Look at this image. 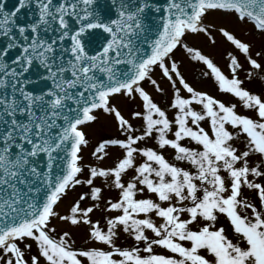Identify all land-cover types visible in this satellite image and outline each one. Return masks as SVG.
I'll return each mask as SVG.
<instances>
[{
	"label": "snow or ice",
	"instance_id": "1",
	"mask_svg": "<svg viewBox=\"0 0 264 264\" xmlns=\"http://www.w3.org/2000/svg\"><path fill=\"white\" fill-rule=\"evenodd\" d=\"M213 14L264 38V0H0V264H264V83L240 77L264 73V45ZM213 29L244 57L229 74L187 43ZM102 115L116 135L86 158Z\"/></svg>",
	"mask_w": 264,
	"mask_h": 264
},
{
	"label": "rangeland",
	"instance_id": "2",
	"mask_svg": "<svg viewBox=\"0 0 264 264\" xmlns=\"http://www.w3.org/2000/svg\"><path fill=\"white\" fill-rule=\"evenodd\" d=\"M210 20L215 21L217 24L226 23L229 30L233 31L238 38H241L245 41H253V51L258 50L262 45H264V38L258 35H253L249 32L250 25H241L234 18L229 17L227 20L222 21L218 14H213L209 17ZM213 36L214 39L209 38L206 34H199L196 36H189L187 39V43L189 46L199 48L204 54H207L214 60L215 63L226 73L229 74L228 68V57L227 53L229 51L236 53L234 46L223 37L222 34L215 31L213 29ZM181 69L188 79L190 83L193 84L198 90H206L210 94L216 95L218 98H225L227 94L223 93L218 89V86L214 83V80L211 76H203V72H209L210 70L203 64V62H199L193 60L191 56L188 55H181ZM239 55V54H238ZM239 58L242 63H244L243 55H239ZM250 66L245 63V68H249ZM157 75H159L157 73ZM260 76H264V73L257 72L256 79L253 80L251 83H248V77L246 76L244 71L240 72V77L245 81L247 87L252 89L253 91L259 92L262 88V82L260 80ZM162 86L168 90L169 94L171 92L169 88L168 82L165 80L162 82ZM152 95L160 101L162 104L167 102L168 96H161V94L155 92L153 89L149 87L148 89ZM227 98L231 99L232 102L237 103L238 111L241 112H248L247 109H244L240 102L233 97L228 96ZM122 102V103H120ZM115 103L121 108L122 112L127 116L129 109H135L138 104V100L133 102L131 100L125 99L123 97H117L115 99ZM89 132V139L90 145L87 149H85V157H88V153L94 148L95 144L99 141L97 136L99 137H107L116 135V124L114 121L113 116L111 115H102L100 120L93 124L88 130ZM113 152L116 151L115 148L112 149ZM74 193H70L69 196L61 203L60 208L61 210L66 209L67 205L71 201ZM221 223L227 224L225 218L221 217ZM67 225L58 224V228H65L67 230ZM76 233L77 243H87L86 240L82 241L81 237H83L85 229H73ZM123 242V241H121ZM131 242V241H129Z\"/></svg>",
	"mask_w": 264,
	"mask_h": 264
},
{
	"label": "bare ground",
	"instance_id": "3",
	"mask_svg": "<svg viewBox=\"0 0 264 264\" xmlns=\"http://www.w3.org/2000/svg\"><path fill=\"white\" fill-rule=\"evenodd\" d=\"M120 103H122V102H120Z\"/></svg>",
	"mask_w": 264,
	"mask_h": 264
}]
</instances>
